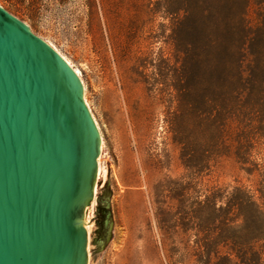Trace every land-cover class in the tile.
I'll return each instance as SVG.
<instances>
[{
    "label": "rangeland",
    "instance_id": "obj_1",
    "mask_svg": "<svg viewBox=\"0 0 264 264\" xmlns=\"http://www.w3.org/2000/svg\"><path fill=\"white\" fill-rule=\"evenodd\" d=\"M193 1L0 0L81 69L107 170L92 264H234L255 235L230 200L235 187L264 194V118L222 133V49ZM231 5L221 14L258 33L264 0Z\"/></svg>",
    "mask_w": 264,
    "mask_h": 264
},
{
    "label": "water",
    "instance_id": "obj_2",
    "mask_svg": "<svg viewBox=\"0 0 264 264\" xmlns=\"http://www.w3.org/2000/svg\"><path fill=\"white\" fill-rule=\"evenodd\" d=\"M82 89L0 6V264H86L82 218L100 143Z\"/></svg>",
    "mask_w": 264,
    "mask_h": 264
},
{
    "label": "trees",
    "instance_id": "obj_3",
    "mask_svg": "<svg viewBox=\"0 0 264 264\" xmlns=\"http://www.w3.org/2000/svg\"><path fill=\"white\" fill-rule=\"evenodd\" d=\"M225 1L217 0L219 6L216 9H213L208 1H193V5L202 10V24L206 23L209 28L216 26L218 31L213 41L222 49L221 87L223 98L225 96L230 103L228 108L223 105L217 115L219 128L224 134L235 124L241 126L242 118L249 115V112H252L258 121L264 118V23L258 27L260 30L257 33L249 31L244 23L243 12L224 17L219 7L224 5ZM247 1L231 0V7L233 9V6L236 8L241 4L244 8ZM211 17L215 20L211 21ZM241 132L239 136L243 139L245 131L242 129ZM249 192L235 187L230 200L242 216L244 228L255 232L252 242L238 244L234 264H264V194L254 198ZM257 231L260 232L258 235Z\"/></svg>",
    "mask_w": 264,
    "mask_h": 264
},
{
    "label": "bare ground",
    "instance_id": "obj_4",
    "mask_svg": "<svg viewBox=\"0 0 264 264\" xmlns=\"http://www.w3.org/2000/svg\"><path fill=\"white\" fill-rule=\"evenodd\" d=\"M1 6V5H0ZM2 7V6H1ZM28 27L29 25L24 22ZM30 28V27H29ZM31 30V28H30ZM41 38V37H40ZM42 39V38H41ZM56 53H58V55L67 63V65L73 69L74 73L76 74V76L78 77L81 85H82V97H83V101L91 115V118L93 120V123L96 127V130L98 132V138H99V143H100V148L98 150V154L96 157V171H95V176H94V182H93V188H92V200L91 202H89L85 207H84V212H83V218H82V224L83 227L86 230L87 233V245H86V252H87V260H86V264H92V258H91V251H90V247H91V243H90V235L91 232L93 230V221H92V217H93V213H94V207H95V203H96V196L98 193V188H99V181L106 178V167L104 166V164L102 163V159H101V154L103 152V144H104V139L101 135L100 132V126L96 120V118L94 117V115L92 114L88 102L84 99V81L82 78V72L81 69L78 66H75L73 61L65 54L61 53L51 42H49L46 39H43Z\"/></svg>",
    "mask_w": 264,
    "mask_h": 264
}]
</instances>
